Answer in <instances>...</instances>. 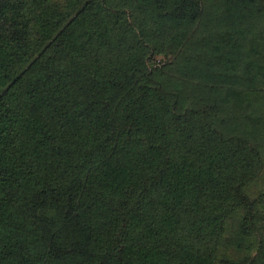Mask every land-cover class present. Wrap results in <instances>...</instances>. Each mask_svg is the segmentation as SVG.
<instances>
[{"label": "trees", "instance_id": "trees-1", "mask_svg": "<svg viewBox=\"0 0 264 264\" xmlns=\"http://www.w3.org/2000/svg\"><path fill=\"white\" fill-rule=\"evenodd\" d=\"M12 2L0 0V264H216L202 243L209 239L204 220L211 216L214 223L217 202L234 206L243 215L240 234H251L258 220L250 214L245 180L225 187L224 173L213 167L215 149L228 157L230 138L218 141L208 129L205 105L187 106L168 120L155 94L178 99L171 90L143 81L132 87L122 79L97 89L87 64L56 67L57 48L76 26L80 5L48 17L46 54L37 42L30 47L24 41L8 14ZM189 2L172 7L180 11ZM86 9L98 13L95 6ZM25 73L37 84L20 94ZM79 76L82 92L101 93L97 102L108 104L109 125L101 131L94 112L70 91ZM259 138L253 144L232 135L231 143L261 161L264 131ZM234 151L231 144V156Z\"/></svg>", "mask_w": 264, "mask_h": 264}, {"label": "rangeland", "instance_id": "rangeland-1", "mask_svg": "<svg viewBox=\"0 0 264 264\" xmlns=\"http://www.w3.org/2000/svg\"><path fill=\"white\" fill-rule=\"evenodd\" d=\"M88 1L14 0L8 14L17 21L26 44L31 47L37 42L35 48L46 53L42 31L48 17L69 9L73 12L80 5L74 13L76 26L66 30L67 42L57 48L56 67L71 62L79 69L87 64L99 84L97 89L122 79L132 87L143 81L152 89L171 90L178 99L155 94L160 99L155 106L168 120L170 113L178 114L187 106L205 105L208 129H214L218 141L230 138L228 157L215 149L213 167L224 173L225 187L231 181L245 180L241 186L246 185L250 214L258 221L250 235L242 236L238 228L243 215L234 213V206L227 203H213L216 215L214 223L211 216L204 220L209 239L203 248L216 256V264H231V260L264 264V159L250 160L241 146L231 143L232 135H242L254 144L264 131V0L261 4L259 0H193V5L189 2L180 11L172 7L177 0ZM104 1L109 10H104ZM91 5L97 14L86 9ZM117 5L121 7L114 9ZM151 45L156 49H150ZM80 78L70 91L76 103L94 112V127L101 131L109 125L108 104L97 102L104 99L101 93L96 98L82 92L77 87ZM36 84L35 75L25 73L16 91L22 94ZM198 124L185 122L184 127ZM207 212L211 215V210ZM60 264L76 263L65 259Z\"/></svg>", "mask_w": 264, "mask_h": 264}]
</instances>
